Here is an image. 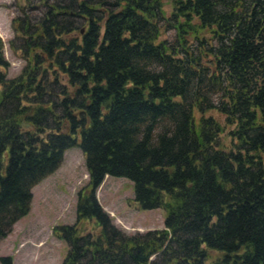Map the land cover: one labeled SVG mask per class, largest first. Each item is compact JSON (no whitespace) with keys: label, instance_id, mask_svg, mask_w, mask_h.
Instances as JSON below:
<instances>
[{"label":"trees","instance_id":"obj_1","mask_svg":"<svg viewBox=\"0 0 264 264\" xmlns=\"http://www.w3.org/2000/svg\"><path fill=\"white\" fill-rule=\"evenodd\" d=\"M12 27L25 65L9 77L0 39V241L79 146L90 179L54 229L63 264H264V0H27ZM108 175L165 228H116Z\"/></svg>","mask_w":264,"mask_h":264},{"label":"rangeland","instance_id":"obj_2","mask_svg":"<svg viewBox=\"0 0 264 264\" xmlns=\"http://www.w3.org/2000/svg\"><path fill=\"white\" fill-rule=\"evenodd\" d=\"M26 2L0 0V39L4 42L5 55L10 63L9 77L20 74L25 65V61L13 52L9 42L15 35L12 20L20 15L21 7ZM165 8L168 15L172 13V3L166 4ZM173 34L174 30L166 31L162 37L169 39ZM210 113L218 114L214 110ZM89 179L82 149L79 146L67 149L60 166L33 187L30 210L13 224L7 236L0 241V255L11 256L13 264H63L70 244L59 238L54 229L77 222L78 195L88 186ZM96 196L111 223L125 233L165 228V210L139 208L134 200V184L128 178L106 176L96 190ZM94 225V219H84L79 228L85 234ZM100 230L101 227L97 226L92 231L98 233Z\"/></svg>","mask_w":264,"mask_h":264}]
</instances>
